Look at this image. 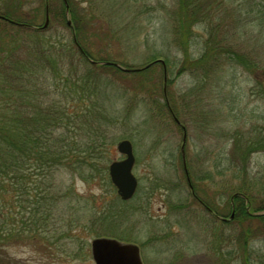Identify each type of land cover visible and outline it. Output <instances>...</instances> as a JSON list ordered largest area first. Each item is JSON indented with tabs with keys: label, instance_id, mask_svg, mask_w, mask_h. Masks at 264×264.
<instances>
[{
	"label": "rangeland",
	"instance_id": "374dc122",
	"mask_svg": "<svg viewBox=\"0 0 264 264\" xmlns=\"http://www.w3.org/2000/svg\"><path fill=\"white\" fill-rule=\"evenodd\" d=\"M184 1L190 5L185 11L183 0H73L90 22L80 41L94 59L110 58L127 68L163 60L166 68L157 63L139 74L99 70L84 61L80 67L66 63L63 73L75 75L85 98L89 89H97L101 108L93 110L94 100L68 102L62 74L63 80L55 82L59 90L51 83L52 100L92 114L94 120L106 110L103 159L96 156L90 163L105 168L108 176L86 165L55 170L45 203L50 212H41L38 225L30 227V213L15 212L20 217L13 219L14 226L21 231L27 222L30 228L20 241L3 247L11 259L19 264H95L93 240L111 238L139 246L143 264H244L245 255L259 264L264 256L259 224H245L255 229L246 250L236 241L242 223L221 222L207 209L229 220L232 189L244 187L245 179L259 196L258 205L264 204V151L249 159L247 177L229 171L237 145L264 137V30L257 19L263 0ZM53 3L63 6V0ZM48 18L47 38L69 44L74 33L66 21L54 22L49 12ZM39 23L45 25V14ZM204 55L211 56L209 65L200 60ZM198 60L201 65L193 63ZM184 135L198 198L183 168ZM123 140L133 145L138 180L135 197L126 202L109 176L110 165L124 159L117 147ZM227 240L231 256L223 248Z\"/></svg>",
	"mask_w": 264,
	"mask_h": 264
},
{
	"label": "trees",
	"instance_id": "16d2710c",
	"mask_svg": "<svg viewBox=\"0 0 264 264\" xmlns=\"http://www.w3.org/2000/svg\"><path fill=\"white\" fill-rule=\"evenodd\" d=\"M38 1L0 0V264H19L20 261L11 259L3 247L8 243L20 241L27 228L38 225L41 212H50L45 203L51 198L50 180L55 170L65 166L84 168L86 165L108 176L105 168H97L98 163H90V159H95L96 156L97 160L103 159L107 141L103 122L110 118L106 110L97 115V120H94L92 114L84 113L85 111H73L68 104L52 100L51 83L54 82V91L59 90L55 82L63 80V77L60 78L62 74L65 78L63 89L67 101L79 105L86 100H94L93 110L99 112L101 106L97 99V89L88 88L89 98L83 97V89L78 86L80 82L73 78L75 75L66 76L63 69H66L67 64L68 67H80L83 61L99 70L120 71L116 64L127 68L110 58L94 59L91 52L82 45L80 35L84 34L83 29L90 22L86 23L83 12L74 6L73 0L67 1L68 9L64 1L62 8L54 5L53 0H44L40 5ZM184 3L187 2L183 0L182 11L190 7L184 6ZM67 11L77 42L73 39L64 45L62 41L56 42L49 36L47 38L50 27L43 29L39 22L41 13L46 15L49 12L54 22L66 21L68 26ZM257 19L261 31L264 30V0L259 5ZM261 36H264L262 32ZM76 57L79 61L77 65L74 64ZM200 60L209 65L211 56L204 55ZM217 60L218 57L214 61ZM193 63L200 64V61ZM146 66L128 69H143ZM50 68L55 70H49ZM150 69L137 73L141 74ZM166 107L168 108V105ZM169 107L173 110L172 106ZM246 141L247 146H236L229 171H243L247 177L246 166L249 159L255 152L264 151V137ZM244 183L248 186L244 184V187L237 186L232 189L234 206L231 205V210L235 213V221L242 223V234L236 241L247 250L250 235L255 234V229L245 224L258 223V235L264 234V204L258 205L259 196L251 191L247 179ZM195 184L193 187L197 193ZM16 211L21 215L30 213L32 225L29 227L26 222L22 224L21 231L18 230L19 227L13 224V219L15 218L16 222L20 215L15 213ZM24 218L25 216H22V221ZM218 241L222 243L221 240ZM228 241L223 247L225 251H228ZM233 253L228 251L229 256ZM259 258L258 263L264 264V256ZM244 264H252L251 257L245 255Z\"/></svg>",
	"mask_w": 264,
	"mask_h": 264
},
{
	"label": "water",
	"instance_id": "95a60500",
	"mask_svg": "<svg viewBox=\"0 0 264 264\" xmlns=\"http://www.w3.org/2000/svg\"><path fill=\"white\" fill-rule=\"evenodd\" d=\"M64 2L68 9L67 1L64 0ZM71 25L72 22L69 20L68 26ZM48 26L49 18L47 13L46 23L43 26V29H46ZM157 63H161L165 67V62L163 60H156L143 69H128L118 64H116L115 66L125 73H134L142 71L144 69H149ZM175 120L178 124H180L177 119ZM185 144L186 135H184L181 155L184 171L188 177ZM117 147L119 153L123 155L124 159L121 161H115L110 165L109 175L111 182L117 189L120 198L124 202H126L134 198L138 189V180L133 173L136 159L134 155L133 145L129 140L121 141ZM188 182L190 187H192L189 177ZM234 216L235 214L233 213L231 216V220L234 219ZM224 221L228 220L224 219ZM91 253L95 264H143L139 246L132 243H124L116 239L97 238L93 240L91 244Z\"/></svg>",
	"mask_w": 264,
	"mask_h": 264
},
{
	"label": "flooded vegetation",
	"instance_id": "af4514ba",
	"mask_svg": "<svg viewBox=\"0 0 264 264\" xmlns=\"http://www.w3.org/2000/svg\"><path fill=\"white\" fill-rule=\"evenodd\" d=\"M193 196L195 197V198H198V196H196V193H195V189L193 188ZM201 203V202H200ZM208 212L213 216V218L214 219H216V220H220L221 222H223L224 221V219H225V216L224 217H222L221 215H219V213L217 212V211H212L211 209H210V207H208ZM225 223V222H224Z\"/></svg>",
	"mask_w": 264,
	"mask_h": 264
}]
</instances>
